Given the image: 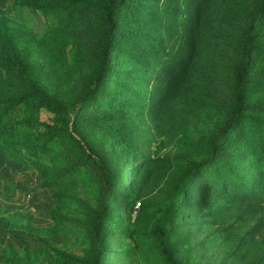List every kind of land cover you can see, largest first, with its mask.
Listing matches in <instances>:
<instances>
[{
  "label": "trees",
  "instance_id": "16d2710c",
  "mask_svg": "<svg viewBox=\"0 0 264 264\" xmlns=\"http://www.w3.org/2000/svg\"><path fill=\"white\" fill-rule=\"evenodd\" d=\"M2 159L78 244L54 264H104L109 231L138 264H264V0H0Z\"/></svg>",
  "mask_w": 264,
  "mask_h": 264
},
{
  "label": "rangeland",
  "instance_id": "374dc122",
  "mask_svg": "<svg viewBox=\"0 0 264 264\" xmlns=\"http://www.w3.org/2000/svg\"><path fill=\"white\" fill-rule=\"evenodd\" d=\"M6 11L14 21L27 25L35 33H40L49 21V18L47 19L39 11L21 8L12 3L6 7ZM51 117V113L41 110L40 119L43 123L49 122ZM149 149L150 151L154 149V141L149 145ZM126 176L121 183H125L123 181H126ZM121 183L118 187L119 192ZM49 193L48 190L40 187L36 172L15 170L6 164L5 159L0 161V264H12L10 261L25 259L27 254L33 264H54L46 258L40 248L42 251H49L50 247H63L75 254L79 253L78 244L75 242L70 241L65 246L60 236L44 231L51 226L47 218L48 208L52 204ZM131 215H135L134 209ZM121 216L123 211L117 214V217ZM35 234L37 237L34 236ZM111 234V231L107 232L106 242L109 251L106 253L108 258L104 264H138L132 255L123 252L127 240L122 241L119 236L108 239ZM205 234L199 233L192 243L193 253L201 261L210 260L214 249L218 254L221 251L219 240L204 247L196 245Z\"/></svg>",
  "mask_w": 264,
  "mask_h": 264
}]
</instances>
